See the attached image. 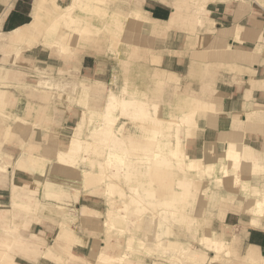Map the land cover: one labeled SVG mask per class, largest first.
Masks as SVG:
<instances>
[{
    "label": "crops",
    "instance_id": "obj_1",
    "mask_svg": "<svg viewBox=\"0 0 264 264\" xmlns=\"http://www.w3.org/2000/svg\"><path fill=\"white\" fill-rule=\"evenodd\" d=\"M5 1L0 0L1 35L33 23L38 0ZM181 3L141 0L139 8L128 10L125 19L135 11L148 23L142 25L145 43L129 45L119 55L105 48L90 49L65 62L40 42L22 50L23 64L41 65L51 84L67 88L69 100L64 97L46 105L30 89L15 90L10 99L13 107L7 113L24 119L31 128L27 136L3 141L0 148V162L3 159L8 165L0 171L2 263L91 264L85 259L93 257L97 238L89 230L72 233L69 229L68 240H58L60 223L69 227L72 221L47 210L31 211L41 206V201L62 199L66 209H75L80 216L74 226L83 224L86 229L99 227V217L106 213L105 195H95L87 188L79 190L78 178L55 157L86 108L78 103L83 87L89 89L88 98L93 92L102 101L110 91L125 98L138 96L151 111L155 105L163 120L179 122L184 113L193 112L192 121L173 128L177 136L172 139L177 163L188 172L210 177L213 166L219 164L221 175L215 177L219 182L229 168L223 159L228 145L242 148L240 162L248 148L252 161L243 163L248 173L241 176L254 179L248 188L250 195L232 203L223 201L220 191H212L211 199L216 202H209L204 212L213 237H222L227 247L241 252L243 258L248 253L264 258V7L256 0H205L203 8L193 5L188 9H180ZM70 34L74 33L66 32L67 43ZM121 123L129 131L140 125L124 118H120ZM50 134L55 136L53 141L44 139ZM27 148L33 151L26 152ZM28 154L43 160L44 168L39 163L15 166ZM241 187L245 189V183ZM24 209L30 210L29 214ZM193 209L200 211L195 204ZM100 252L94 254L95 259Z\"/></svg>",
    "mask_w": 264,
    "mask_h": 264
},
{
    "label": "rangeland",
    "instance_id": "obj_2",
    "mask_svg": "<svg viewBox=\"0 0 264 264\" xmlns=\"http://www.w3.org/2000/svg\"><path fill=\"white\" fill-rule=\"evenodd\" d=\"M72 1L38 0L29 29L17 30L14 41L11 40L13 33L0 34V136L4 133L3 141H11L17 135L25 137L31 128L24 119L7 113L13 107L10 99L15 90L30 89L32 94L40 95L46 105L64 97L69 100L67 88L51 84L47 78L48 71L41 65L23 64V49L40 42L65 62H71L90 49L101 51L105 48L119 55L129 45L145 43L141 34L143 23L126 27L124 17L128 10L139 8L141 0H83L88 6L74 7L67 15L70 19L60 17L66 14V6ZM181 1L180 9L193 5L203 8L205 2ZM256 1L264 7V0ZM5 2L9 3V0ZM51 28L54 30L49 34ZM66 32L74 33L70 34L68 43ZM88 93V88L81 89L82 100L78 103L86 108L71 135L61 140L55 157L59 163L68 165L73 173L71 176L78 178L76 187L79 190L87 188L95 195H105L106 213L100 215L99 227L86 229L83 224L74 226L80 216L77 210L66 209L62 199L41 201V206L31 211L47 210L57 218L67 217L72 221L71 226L64 222L60 225H64V229L67 227L69 232L71 229L72 233L89 230L97 238L93 257L85 259L91 264H264V258L256 253H248L243 258L241 252L227 247L222 237H213L209 216L204 212L209 202L212 205L216 202L211 199L212 191H220L222 200L232 203H239L243 196L250 195L248 188L254 179L241 176L248 173L243 163L252 161L248 148H245L241 162L226 160L229 168L216 182V175H221L219 164L212 165L211 176L208 177L203 173L188 172L187 167H180L177 163L176 146L172 145V139L177 136L174 129L178 124L192 121L193 112L184 113L179 122L163 120L157 116L155 105L151 111L148 103L138 96L125 98L110 91L103 99H106L104 103L101 97L93 96V92L88 98ZM96 107H99L98 111ZM30 117L27 114L26 120ZM120 118L140 125L135 132L129 131L126 124H118ZM6 126H9L7 134ZM44 137L50 141L55 139L54 134H50V138L48 135ZM29 149L26 152L33 151ZM1 161L0 171L6 170L8 165L3 159ZM32 163H39L40 168L45 166L43 160L29 154L20 157L15 166L24 167ZM241 164V168L235 171ZM242 182L245 189L241 187ZM192 188L194 193L190 192ZM56 191L59 192L58 187ZM47 196L55 198L54 195ZM194 204L200 211H194ZM24 211L29 214L30 210ZM161 239L176 243L172 244V249L164 251L158 244ZM99 251L95 259L94 254ZM203 255L205 260H202ZM74 262L69 264H76ZM0 264H7L2 263L1 253Z\"/></svg>",
    "mask_w": 264,
    "mask_h": 264
},
{
    "label": "bare ground",
    "instance_id": "obj_3",
    "mask_svg": "<svg viewBox=\"0 0 264 264\" xmlns=\"http://www.w3.org/2000/svg\"><path fill=\"white\" fill-rule=\"evenodd\" d=\"M81 1H83V0H73L72 1V3L70 4V5H68V6H66V14L65 13H63V14H61V16L60 17H64V18H69L67 15H69V12L70 11H72L73 9H74V7H76V6H80V7H85L87 4H85V1H83V2H81ZM79 2H81L82 4L81 5H78L79 4ZM36 5H37V3H36ZM88 6V5H87ZM35 9H36V7H35ZM35 9H34V15H35ZM129 13H130V11H129ZM66 19H64V20H66ZM70 19V18H69ZM142 19V18H141ZM140 18H139V14L137 13V12H135V11H131V13L127 16V18H126V21H127V23H126V27H131V26H133L134 24H136V23H143L144 25H148V23H146L145 21H142ZM29 27H30V25H27V26H25V27H23V28H21V31H26L27 29H29ZM54 29H55V27H54ZM53 28H51L49 31H48V33L50 34L51 32H52V30H54ZM17 31H14L13 32V36H11V40H15V37L17 36V33H16ZM58 45V44H57ZM9 48H12V46H9ZM40 99V98H39ZM192 113V112H191ZM192 115V114H191ZM190 115V116H191ZM194 115V114H193ZM191 120H193V118L191 119ZM8 129H9V126H6V128H5V130H6V133L5 134H7L8 133ZM2 142H3V140H1L0 139V148H1V145H2ZM241 150H242V148L239 146V145H233V144H229L228 145V147L225 149V151H224V159L225 160H227V161H230L231 160V162L233 161V160H239L240 158H241ZM0 155H2V151H1V149H0ZM2 162L3 161H1V163H0V165H2ZM8 167V166H7ZM57 230H59V229H57ZM164 230H166V228L164 229ZM166 232V231H165ZM71 235V232H69L68 230H67V227L64 229V225H60V231H59V233H58V238L60 239H66V240H68V238H69V236ZM159 243V245H160V248L162 249V250H168V249H172V248H170V247H173L172 246V244L173 243H176V242H174V241H170V240H166V241H162V239L161 240H159L158 241ZM203 257V259L202 260H205V255H203L202 256ZM212 259V258H211ZM208 261H209V259H208Z\"/></svg>",
    "mask_w": 264,
    "mask_h": 264
}]
</instances>
